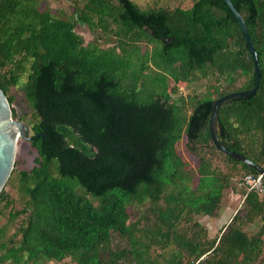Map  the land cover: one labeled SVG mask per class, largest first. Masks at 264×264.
Listing matches in <instances>:
<instances>
[{
    "label": "trees",
    "instance_id": "trees-1",
    "mask_svg": "<svg viewBox=\"0 0 264 264\" xmlns=\"http://www.w3.org/2000/svg\"><path fill=\"white\" fill-rule=\"evenodd\" d=\"M72 1L63 17L39 0H0V89L11 108L9 90L27 74L21 90L37 154L34 167L19 172L25 199L9 212L10 222L21 217L19 240L1 244L0 264H264V197L244 192L215 238L196 220L216 217L226 191L243 193L235 175L257 174L218 151L209 134L212 102L254 86L251 55L227 6ZM230 2L261 77L254 95L219 107L216 136L264 168V0ZM82 26L87 43L75 30ZM142 44L150 48L142 52ZM207 78L225 89L214 85V97L188 108L179 83ZM183 139L193 168L177 153ZM3 189L0 209H8L13 200ZM257 219L262 226L247 235L242 225Z\"/></svg>",
    "mask_w": 264,
    "mask_h": 264
},
{
    "label": "rangeland",
    "instance_id": "rangeland-1",
    "mask_svg": "<svg viewBox=\"0 0 264 264\" xmlns=\"http://www.w3.org/2000/svg\"><path fill=\"white\" fill-rule=\"evenodd\" d=\"M141 9L149 8H168L173 9L175 7L180 8H189L192 5L193 0H131ZM40 8H48L53 14L58 16L68 17L71 14L70 6L72 5V0H39ZM76 32L80 34L84 43H87L91 40V34L86 27H77ZM149 49L150 46H145L144 44L140 45V50L143 52L145 49ZM26 73L22 74L19 79V84L16 87H12L9 90V96L13 97V103L11 108L14 109V115L12 116L15 120H19L24 123L29 129L34 119L32 117L31 111L28 109L27 102L24 98L23 91L21 90L22 83L26 80ZM243 82V79H240L237 83V86ZM218 85L220 89H225L226 83L220 80L216 83L214 78H207L200 80L195 83H190L184 85L179 83L177 95L185 98L189 106L198 99H203L205 97H214L215 94L212 91L214 85ZM176 95V96H177ZM189 113V111H188ZM30 136H32V131L30 129ZM177 153L180 155L188 164L193 168L195 167V158L191 156L185 149L184 139L179 142L177 145ZM36 151L30 146L29 141L19 139L16 142V149L14 154L13 168L10 174L8 181L4 186V192L13 200L12 206L8 209H0V255L5 251L1 248V244H11L16 243L19 240L18 227L20 224L21 217L17 218L13 222L9 221V212H14L19 210L22 206L23 200L25 199L21 192L19 191V172L20 171H29L35 165ZM214 162L218 165L219 169L226 171V164L221 158H216ZM242 176L237 174L232 179V182L235 183L236 188L243 192L232 193L231 191H226L225 197L223 199V209L221 212L214 218L206 216H197L196 220L201 224L202 227L206 228L207 235L210 238H215L221 233V230L224 225L230 222L233 215L240 209L243 203L244 192L246 190L237 185L238 180ZM196 181V180H195ZM239 194V195H238ZM132 213H135L138 208H130ZM263 221L257 219L253 223H244L242 229L246 232L247 235H252L256 233L259 228L262 226ZM264 257V253L261 256V259ZM60 264H73L70 260L65 259Z\"/></svg>",
    "mask_w": 264,
    "mask_h": 264
},
{
    "label": "water",
    "instance_id": "water-1",
    "mask_svg": "<svg viewBox=\"0 0 264 264\" xmlns=\"http://www.w3.org/2000/svg\"><path fill=\"white\" fill-rule=\"evenodd\" d=\"M222 1L227 6L233 17L236 19L240 27V30L242 32L245 43L248 47L253 62L254 86L250 90L228 93L222 97L215 99L212 102L211 113L208 124L209 134L212 143L214 144L215 148L218 151L228 156L229 158H232L242 164L251 167L252 169L255 170L257 174L262 175L264 179V168L257 166L242 154L228 150L227 148H225L220 144L216 136L215 121L219 107L226 101L232 99H245L254 95V93L258 89L260 77H261L258 58L253 49L252 43L249 39L248 32L246 30L242 17L236 11L230 0H222ZM166 41H172V39ZM17 137H20L23 140H27V141H30L34 138L33 136H30V129L24 123H22L19 120H15L12 117L11 108L8 103V100L4 92L0 89V192L4 188L6 182L8 181L13 168Z\"/></svg>",
    "mask_w": 264,
    "mask_h": 264
},
{
    "label": "built area",
    "instance_id": "built-area-1",
    "mask_svg": "<svg viewBox=\"0 0 264 264\" xmlns=\"http://www.w3.org/2000/svg\"><path fill=\"white\" fill-rule=\"evenodd\" d=\"M237 185L246 190V192H255L261 197H264V179L262 175L247 174L238 180ZM245 198V196H244ZM243 198V199H244Z\"/></svg>",
    "mask_w": 264,
    "mask_h": 264
},
{
    "label": "bare ground",
    "instance_id": "bare-ground-1",
    "mask_svg": "<svg viewBox=\"0 0 264 264\" xmlns=\"http://www.w3.org/2000/svg\"><path fill=\"white\" fill-rule=\"evenodd\" d=\"M19 139H22V138H20V137H17V140H16V142H17Z\"/></svg>",
    "mask_w": 264,
    "mask_h": 264
}]
</instances>
